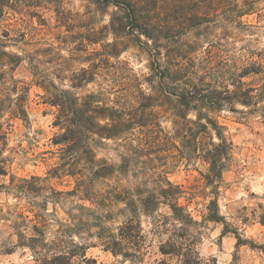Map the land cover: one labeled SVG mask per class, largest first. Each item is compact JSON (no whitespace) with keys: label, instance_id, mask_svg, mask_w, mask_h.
Segmentation results:
<instances>
[{"label":"trees","instance_id":"1","mask_svg":"<svg viewBox=\"0 0 264 264\" xmlns=\"http://www.w3.org/2000/svg\"><path fill=\"white\" fill-rule=\"evenodd\" d=\"M228 1L94 0L102 11L112 7L109 24L102 30L114 37L107 43L112 56H120L125 39L147 51L151 75L145 80L152 91L147 92L140 77L133 73L134 77L123 83L132 96L127 101L111 100L106 89L81 96L54 82L39 83L48 94L47 102L57 108L54 125L59 131L52 142L58 146L59 162L52 176L70 175L75 186L60 191L43 184L42 177L35 175L20 179L11 175L8 184H0V193L12 192L16 197L33 193L40 197L33 203L40 209L33 211L32 217L17 211L2 217L16 236L14 245L29 249L35 264H95V259L87 257L94 237L113 255L141 264L149 234L158 239L162 255L175 257L182 264H201L197 245L206 223H223V233L229 232L220 213L219 186L233 162L234 145L219 114L237 112V105H242L248 110L245 113H258L264 122V48H244L230 55L213 40L203 46L205 40L194 32L214 30L221 22L228 26L232 18L254 11L252 2L236 13L227 14L225 10L222 15ZM24 2L0 0V18L9 10L20 12ZM99 33L89 40L99 43L104 39ZM20 40L24 41L10 30L0 34V117L27 122L28 87L15 78L25 57L21 51L10 49ZM100 63L94 61L93 66ZM120 71L117 66L116 78ZM95 78V68H83L74 72L71 86L76 89ZM159 109L172 112V133L163 127ZM1 129L0 123V175L6 176L7 134ZM116 138L125 139L127 149L118 165L98 158L96 153V146L103 140ZM152 150L157 159L168 156L174 162L166 161L160 169ZM194 160L207 165L203 176L213 190L202 220L180 202L184 190L170 180L167 171L170 164L178 166L179 162ZM136 164L142 165L131 174ZM117 174L125 182L109 187L107 180ZM50 203L55 209L60 206L66 217L59 219L48 213ZM162 207L167 211L162 212ZM143 218L149 221L148 233ZM157 264L167 262L162 259Z\"/></svg>","mask_w":264,"mask_h":264},{"label":"rangeland","instance_id":"2","mask_svg":"<svg viewBox=\"0 0 264 264\" xmlns=\"http://www.w3.org/2000/svg\"><path fill=\"white\" fill-rule=\"evenodd\" d=\"M252 2L254 11L250 14L232 18L228 26L221 22L214 30L202 28L194 32L195 35L205 40L203 46H208L209 40H213L215 46L230 55L244 48L259 51L264 48V0H229L222 15L225 10L227 14L236 13L246 3ZM111 11L112 7L107 11L100 10L94 0H25L20 12L9 10L0 18V34L10 30L13 36L24 39L10 49L24 54L25 61L17 68L15 78L29 91L27 122L19 118L9 120L7 116L0 117L1 131L7 134V145H3L4 156L9 160V174L0 175V184H8L11 175L17 179L35 175L42 177L43 184L60 191H68L75 186V179L70 175L52 176L59 162L58 146L52 142L59 131L54 125L57 108L47 102L48 94L39 83L54 82L60 87L75 90L81 96L106 89L111 100L123 101L126 98L127 101L132 96L123 83H128L130 77H134L133 73L140 77L147 92L152 91L149 81L145 80L151 75V70L149 55L144 48L131 39H125L122 40L124 44L120 56L111 55L107 43L113 42L114 37L108 31H102L109 24ZM98 32L104 39L93 43L89 39ZM209 35L212 38L206 39ZM192 36L190 39H194ZM94 61L101 63L94 67ZM117 66L121 70L118 78ZM83 68H95L96 78L74 89L70 78ZM237 108V112L226 110L219 114V120L234 145L233 162L225 170L219 186L220 213L228 224L229 232L223 233V223H206L197 245L201 264H264V122L258 113H245L248 110L242 105H237ZM172 117L171 111L159 109L160 121L169 133L173 132ZM103 141L96 146L97 157L120 164L122 155L127 151L125 139ZM151 153L157 159L154 150ZM166 159L161 157L155 163L161 169L163 163L172 160L168 156ZM141 165L133 167L130 173L133 174ZM170 165L167 170L170 180L184 190L180 202L196 219L202 220L207 213L208 201L213 197L212 187L206 184L203 176L207 165L200 160ZM124 182V177L119 174L107 180L109 187ZM15 195L6 191L0 193V264H35L29 249L14 245L16 236L8 227L9 222L2 217H10L9 214L16 211L32 217L40 209L33 205L34 201H40V197L33 193L28 197ZM165 211L167 208L162 207V212ZM47 212L59 219L66 217L60 206L55 209L51 203ZM143 219L148 233L149 221ZM152 236L149 234V246L141 264H157L162 259L167 264H182L175 257L162 255L158 250V239ZM90 241L92 246L87 250V257L95 259V264H132L105 250L95 237ZM8 248L12 250L8 251Z\"/></svg>","mask_w":264,"mask_h":264}]
</instances>
